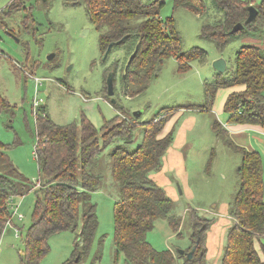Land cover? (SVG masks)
<instances>
[{
    "label": "trees",
    "instance_id": "1",
    "mask_svg": "<svg viewBox=\"0 0 264 264\" xmlns=\"http://www.w3.org/2000/svg\"><path fill=\"white\" fill-rule=\"evenodd\" d=\"M17 3L23 5L21 0H11L12 11L18 10ZM82 3L99 34L100 50L105 52L108 44L113 43V47L125 48L130 56L136 49L122 73L126 83L144 87L150 78L157 76L162 61L170 57L176 59L181 72L187 71L193 61L205 63L207 60V53L200 48L182 50L172 18L162 21L159 16L163 0H82ZM212 3L221 12L222 20L203 26L201 35L211 40L218 52L223 51L234 35L229 32L237 23L244 24L242 30L264 32V0H212ZM249 6L257 10V16L245 23ZM179 7L197 15L206 11L204 0H173V9ZM122 38L120 44H114ZM214 76L204 86L202 103L172 107L144 122L133 118L116 102L112 107L117 114L104 120L99 129L84 115L78 126L58 125L44 108L36 110L35 160L39 180L32 182L24 178L10 163L2 167L4 154L0 152L1 230L11 217L7 208L9 198L29 191L34 193L32 221L26 230L19 264H39L49 250L50 236L60 231L75 232L80 224L71 257L63 263L79 264L97 226L91 195L102 186L100 165L104 158L101 156L111 144H116L107 158L117 190L113 204L114 261L121 257L122 264H174L176 261L177 264H206V236L214 218L201 217L194 209H188L189 245L182 250L183 254L179 250L154 249L146 235L157 219L167 220L174 233L180 226L179 219L172 214L173 202L151 177L162 169V157L173 141L172 131L160 136L171 113L179 109L209 112L219 89L243 86L241 91L230 92L224 101L223 112L228 116V123L264 127V51L253 45L242 46L235 53L231 69L226 67L224 73ZM211 128L217 139L224 140L226 147L240 156L237 187L228 203L227 213L232 221L225 233L221 264H264L262 157L257 151L228 140L226 131L216 120ZM137 130L141 131L140 141L129 150L127 146L138 138ZM6 169L10 174L14 172L19 182L10 181ZM8 190L12 193H7ZM191 250L192 257L188 259L187 253Z\"/></svg>",
    "mask_w": 264,
    "mask_h": 264
},
{
    "label": "rangeland",
    "instance_id": "2",
    "mask_svg": "<svg viewBox=\"0 0 264 264\" xmlns=\"http://www.w3.org/2000/svg\"><path fill=\"white\" fill-rule=\"evenodd\" d=\"M204 1L206 11L197 15L183 7L173 9V0H163L159 16L162 21L172 18L184 52L200 48L207 53L206 62L193 61L187 71L181 72L176 59L170 57L162 61L156 77L150 78L144 87H136L123 80L128 52L125 48L113 47L104 57L105 52L98 43L99 34L82 0H21L23 5L17 3L15 11L9 5L11 0H0V152L4 154L1 166L7 167L10 163L24 178L32 182L39 180L35 114L40 108L58 125L78 126L84 115L99 129L104 120L113 118L117 111L107 98L105 86L109 72H114L112 99L127 113L140 111L138 120L144 122L172 107L202 103L204 86L214 80L217 72L212 67L217 57L223 58L230 70L240 47L253 45L264 51V32L244 29L235 33L223 51L218 52L213 42L201 35V28L220 22L222 14L212 0ZM179 110L184 114L188 111ZM192 113L195 123L186 134L182 158L177 162L167 155L164 167L157 172H160L158 180H154L173 202L172 214L180 221L177 231L180 237L165 219L155 220L146 237L158 251L186 249L190 234L187 214L188 209H194L201 217L214 218L206 236V242L213 246L206 264H221L222 253L219 255L217 251L219 243L224 246L225 233L232 221L227 209L238 183L240 156L205 127L204 118L198 115L203 113L190 111L188 115ZM183 117L175 124L176 118L170 127L173 137L182 133L179 137L182 139L186 132L180 126ZM136 133L138 138L127 146L129 150L140 141L141 131ZM114 145L102 152V186L91 195L97 226L79 264H122L121 257L114 261L113 204L117 190L107 164L108 153ZM190 147L194 151L188 154ZM7 174L10 181H18L14 172ZM33 202L34 193L29 191L12 197L8 203L11 217L0 228V264H19L26 230L32 221ZM79 229L80 224L75 232L60 231L50 236L49 250L39 264H63L69 259Z\"/></svg>",
    "mask_w": 264,
    "mask_h": 264
},
{
    "label": "crops",
    "instance_id": "3",
    "mask_svg": "<svg viewBox=\"0 0 264 264\" xmlns=\"http://www.w3.org/2000/svg\"><path fill=\"white\" fill-rule=\"evenodd\" d=\"M217 58H219V57H217ZM216 73H218V72H216ZM241 90H243V86H234L232 88H226V92H223L222 89H219L216 93V97H215L216 100L214 101L215 105L213 104L212 109L209 112H197V113H203V114H198V115H200L201 117L204 118L205 127H207L210 131H212V128H211L212 122L214 120H216L221 125V127L226 131L227 136H228V140H230L232 143H234L235 145H237L239 147H243L247 150L257 151L260 153V155L262 157L263 184H264V127L257 126V125H243V124L228 123V116H227V114H225L223 112V104H224V101H225L227 95L230 92H236V91H241ZM191 112H194V111H191ZM189 113H190V110L187 111V114H184V112H182V111L180 112V110L176 111L173 114H171L172 116H170V118L167 119V121L164 124L163 130L161 131L160 136H163L169 132V129H170V127H172L174 125V123H175L174 121L176 118H177L176 119L177 121L175 124H177L179 119L185 115L183 117L185 119H183L182 123L180 122V126L182 127V129H185L184 131H186V132L184 133L182 139H179V137H180V135H182V133L177 137H173V142H172L171 146L166 150L165 154L162 157L163 167H164L165 158L167 157V155H170L171 159L174 161L177 160V162H179V160L182 158L183 153L181 151L184 148L183 145H184L185 139L187 137L186 134L188 132V129L193 128V124L195 123L194 118H193L194 117L193 113L191 115H188ZM194 113H196V112H194ZM206 117H207V120H205ZM193 151H194L193 148L190 147V149L187 150V153L191 154ZM204 152L206 153L207 151L204 150ZM232 152L235 153L233 150H232ZM159 173L152 174L151 175L152 179L158 180V174ZM263 196H264V190H263ZM263 242H264V240H263ZM206 245H207L206 259H208L210 249L213 246H211V244H209L208 242H206ZM221 245L222 244L219 243V248L217 251L219 253V255H221V253H222L221 252L222 251Z\"/></svg>",
    "mask_w": 264,
    "mask_h": 264
},
{
    "label": "water",
    "instance_id": "4",
    "mask_svg": "<svg viewBox=\"0 0 264 264\" xmlns=\"http://www.w3.org/2000/svg\"><path fill=\"white\" fill-rule=\"evenodd\" d=\"M257 16V10L253 7V6H249L248 7V15H247V18L245 20V23H249V22H252L255 20ZM244 28V24H241V23H237L235 24L232 29L230 30V34H235L239 31H241L242 29ZM123 41V38L114 42V44L118 45L120 44L121 42ZM113 47V43H110L108 44L106 50H105V53H104V57H106L108 55V53L110 52V50L112 49ZM136 51V49H135ZM135 51L129 56L128 58V61L134 56L135 54ZM212 67L215 71H217L218 73H224L226 71V61L219 57L217 59H215L213 62H212ZM126 70V68H125ZM123 78H124V75H123ZM105 86H106V95L108 96V98H110V102L111 104H114L115 103V100L112 99V96H113V93H114V90H113V87H114V83H113V73L112 72H109L108 75L106 76V80H105ZM131 116L135 119H138L140 118L141 116V112L140 111H133ZM179 253L180 254H183V251L182 250H179ZM192 253H193V250L189 251L187 253V258L190 259L192 257Z\"/></svg>",
    "mask_w": 264,
    "mask_h": 264
},
{
    "label": "built area",
    "instance_id": "5",
    "mask_svg": "<svg viewBox=\"0 0 264 264\" xmlns=\"http://www.w3.org/2000/svg\"><path fill=\"white\" fill-rule=\"evenodd\" d=\"M10 202H12V197L9 198L8 203H10ZM16 210H17V206H15V208H14V212H16ZM20 218H22V217L19 215V219H20ZM6 223H8V221H7ZM0 247H1V235H0ZM0 252H1V248H0Z\"/></svg>",
    "mask_w": 264,
    "mask_h": 264
}]
</instances>
